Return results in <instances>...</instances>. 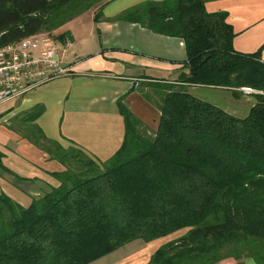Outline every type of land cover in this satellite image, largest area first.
<instances>
[{"label": "trees", "instance_id": "16d2710c", "mask_svg": "<svg viewBox=\"0 0 264 264\" xmlns=\"http://www.w3.org/2000/svg\"><path fill=\"white\" fill-rule=\"evenodd\" d=\"M108 1L0 0V47L50 34L97 4L98 20ZM206 1H147L119 16L185 44L180 84L157 81L142 93L160 111L152 134L120 99L121 145L96 162L44 136L33 123L41 106L26 112L29 139L66 169L54 173L58 187L26 207L0 194V264H88L134 240L183 229L146 264H216L229 257L235 264L246 257L264 264L262 48L235 50L227 12H208ZM187 84L235 94L249 87L255 102L238 117L194 96Z\"/></svg>", "mask_w": 264, "mask_h": 264}, {"label": "crops", "instance_id": "0c3cea01", "mask_svg": "<svg viewBox=\"0 0 264 264\" xmlns=\"http://www.w3.org/2000/svg\"><path fill=\"white\" fill-rule=\"evenodd\" d=\"M147 1L161 0H109L98 20L94 19L98 6H94L54 30L57 35H67L59 42L71 74L0 104V194L26 207L60 185L54 173L64 171L65 165L30 142L17 126H10L19 116L20 125L27 124L25 114L35 105L41 106L42 112L33 123L46 138L64 149L75 148L96 162L108 159L121 145L124 122L118 100L145 125L157 126L160 111L142 93L147 82L180 84L179 77L186 72V50L179 37L119 18L125 10ZM205 8L227 12L226 21L235 32L233 48L244 53L262 48L264 62V0H208ZM186 87L190 93L225 89L229 99L217 106L235 116L243 109L241 102H250L252 97L242 98L239 88L235 94L226 87ZM151 242L134 240L88 264H146L158 247ZM241 264L256 263L246 257Z\"/></svg>", "mask_w": 264, "mask_h": 264}, {"label": "built area", "instance_id": "2783aa9c", "mask_svg": "<svg viewBox=\"0 0 264 264\" xmlns=\"http://www.w3.org/2000/svg\"><path fill=\"white\" fill-rule=\"evenodd\" d=\"M52 36L42 32L0 47V104L71 74L64 46Z\"/></svg>", "mask_w": 264, "mask_h": 264}, {"label": "rangeland", "instance_id": "374dc122", "mask_svg": "<svg viewBox=\"0 0 264 264\" xmlns=\"http://www.w3.org/2000/svg\"><path fill=\"white\" fill-rule=\"evenodd\" d=\"M99 4H97V5H95V6H98ZM56 31H53L52 33H47V32H43L44 34H49L50 36H52V38L53 39H55V40H57L56 39V36H57V32L55 33ZM151 83H153V82H147V85H148V88H146V91L145 92H150V87H149V84H151ZM240 90L238 91L239 92V95L242 97V98H244V97H251V95H252V97H251V99H250V102H245L244 100L241 102L242 104L241 105H243L242 107H243V109H240V111L238 112V115H236V116H238V117H244V116H246L247 115V113H248V110H249V108H250V105H251V103H253V102H255V97H254V91L255 90H253V89H251V88H249V87H241V88H239ZM192 94H196V93H198V94H196V96L198 97V98H201V99H203V100H205V101H208V102H210V103H213V104H218V105H223V104H226L227 103V101H228V99H229V94L227 93V91H225V89H220V88H214V89H202V90H197V91H193V92H191ZM200 95H202V96H200ZM252 101V102H251ZM232 102H235V101H232ZM20 117V116H19ZM18 117V119L16 118V119H13L12 121H11V123H10V126H12V127H15V126H17V128L19 129V132L20 133H22V134H25L27 137L26 138H28V140L30 141V142H32L29 138H31V139H33L34 140V136L28 131V125H24V126H22V125H20V118ZM18 121V122H17ZM147 126V125H146ZM148 127V132H149V134H152L153 132H154V130L156 129V127H149V126H147ZM33 143V142H32ZM41 143V141L39 140V144ZM45 143V142H44ZM36 145V144H35ZM38 146V145H37ZM39 147V146H38ZM40 148V147H39ZM49 155V154H48ZM50 156V155H49ZM186 231V229H183V230H181V231H177V232H175V233H172V234H170V235H168V236H166L165 238H160V239H156V240H153L152 242H151V245H154V246H161L162 244H164V243H166V242H168V241H170V240H172V239H175V238H177L178 236H180V235H182V234H184V232ZM157 247V248H158ZM156 248V249H157ZM155 249V250H156ZM154 250V251H155ZM153 251V252H154ZM137 252V251H136ZM139 252V251H138ZM138 255V254H137ZM137 255H135V256H137ZM235 263V261L231 258V257H229V258H226V259H222L221 261H219V262H217L216 264H234Z\"/></svg>", "mask_w": 264, "mask_h": 264}, {"label": "water", "instance_id": "95a60500", "mask_svg": "<svg viewBox=\"0 0 264 264\" xmlns=\"http://www.w3.org/2000/svg\"><path fill=\"white\" fill-rule=\"evenodd\" d=\"M254 92H256V91H254Z\"/></svg>", "mask_w": 264, "mask_h": 264}]
</instances>
